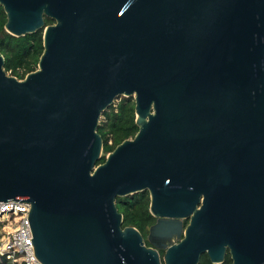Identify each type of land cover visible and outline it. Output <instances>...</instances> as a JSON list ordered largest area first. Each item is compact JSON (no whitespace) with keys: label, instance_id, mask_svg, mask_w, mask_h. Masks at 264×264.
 I'll use <instances>...</instances> for the list:
<instances>
[{"label":"water","instance_id":"95a60500","mask_svg":"<svg viewBox=\"0 0 264 264\" xmlns=\"http://www.w3.org/2000/svg\"><path fill=\"white\" fill-rule=\"evenodd\" d=\"M0 7L7 34L42 32L22 80L0 53V204L29 205L41 264H264V0ZM120 97L138 131L100 163ZM139 193L148 244L116 205Z\"/></svg>","mask_w":264,"mask_h":264},{"label":"trees","instance_id":"16d2710c","mask_svg":"<svg viewBox=\"0 0 264 264\" xmlns=\"http://www.w3.org/2000/svg\"><path fill=\"white\" fill-rule=\"evenodd\" d=\"M6 15L0 8V53L4 56V70L22 80L27 74L36 71L38 60L43 52L42 32H37L23 37H13L4 30ZM52 22L46 19V24ZM135 125L134 102L132 99H122L116 107L106 111L97 132L102 137L103 157L125 140L131 139L137 133ZM111 141V145L108 142ZM117 209L123 216V225L136 228L141 234L147 231L153 218L149 213V195L135 194L131 198L117 200ZM199 264H212L207 256H203ZM222 264H230L227 259Z\"/></svg>","mask_w":264,"mask_h":264},{"label":"built area","instance_id":"2783aa9c","mask_svg":"<svg viewBox=\"0 0 264 264\" xmlns=\"http://www.w3.org/2000/svg\"><path fill=\"white\" fill-rule=\"evenodd\" d=\"M29 209L24 203L0 204V264H41L31 243Z\"/></svg>","mask_w":264,"mask_h":264},{"label":"flooded vegetation","instance_id":"af4514ba","mask_svg":"<svg viewBox=\"0 0 264 264\" xmlns=\"http://www.w3.org/2000/svg\"><path fill=\"white\" fill-rule=\"evenodd\" d=\"M0 8L2 9V7H0ZM2 10H3V9H2ZM3 12H4V11H3ZM51 24H53V23H51ZM51 24H47V25H51ZM147 194H148V193H147ZM148 195H149V194H148ZM152 218H153V217H152ZM155 222H156V219L153 218V221H152V223L148 226L147 231H146V232H143V234H142L143 239H144V242H145L146 244H148L147 237H148L149 228H150ZM187 223H188L187 221L184 222L185 225H187ZM203 256H206V255H203ZM227 259L230 261V264H231V259H230V255H229V253H227V254L224 256V261H223V263H224Z\"/></svg>","mask_w":264,"mask_h":264},{"label":"rangeland","instance_id":"374dc122","mask_svg":"<svg viewBox=\"0 0 264 264\" xmlns=\"http://www.w3.org/2000/svg\"><path fill=\"white\" fill-rule=\"evenodd\" d=\"M36 70H37V68H36ZM7 75L10 76V74H7ZM122 99H124V98L123 97H120L119 99L115 100V102L113 103V106L116 107L121 102ZM130 99L133 100V98H130ZM102 156H103V153H102Z\"/></svg>","mask_w":264,"mask_h":264}]
</instances>
